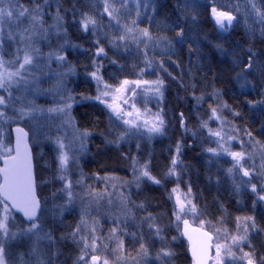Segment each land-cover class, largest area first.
<instances>
[{
    "label": "snow or ice",
    "instance_id": "snow-or-ice-1",
    "mask_svg": "<svg viewBox=\"0 0 264 264\" xmlns=\"http://www.w3.org/2000/svg\"><path fill=\"white\" fill-rule=\"evenodd\" d=\"M260 3L264 5V0H260ZM194 7V0H175L173 10L176 19L168 22L155 20V0H135V17L131 19L128 0H103L98 7L89 6L86 10H78L74 4L69 23V11L62 10L59 3L55 14L51 15L48 12L51 8L49 0H0V160H3L0 166V264H61L62 241L75 245L76 254L72 264H109V259L101 256V250H108L114 255L113 264H176L182 239L188 242L192 264H264V246L258 250L254 243L257 237L264 235V224L258 223L255 214L237 215L230 221L227 207L218 203L213 215L206 205L198 202L190 184L187 191L181 193L180 184L185 169L180 155L185 141L176 143L169 164L159 176L153 174L151 159L141 161L136 157L124 156V159L130 160L132 180L119 181L118 214L113 218L107 235L89 209L102 201L112 203V193L107 191V185L111 183L115 191V180L96 174L97 180L106 184L104 191L97 192L84 183L82 172L75 181L69 175V163H78L77 156L86 151L90 132L77 129L71 115L74 97L67 90L65 81L76 74V67L68 61L66 49L80 46L70 41L68 28L71 26L84 33L90 32L95 38L91 68H86L85 74L96 82L97 94L92 99L108 110L109 125L104 141L119 149L121 144H130L133 140L164 136L169 127L170 121L161 106L164 81L143 78L157 54L171 59L186 47L190 62L194 54V67L198 71L201 69L204 58L201 41L190 34L186 24L187 14ZM234 7L238 9L239 5ZM149 11L153 15H147ZM142 14L149 26L156 25L155 32L150 31V27L139 26L138 19ZM105 15L110 22L115 21V33L102 31L101 21ZM212 15L221 36L233 29V22L235 26L240 24L237 16L230 11H218L213 7ZM249 15L255 16L253 24L260 25V36L264 38V7L258 8L254 0H247L244 23L249 36L254 38L255 29L247 22ZM46 16H51V23H48ZM122 19L125 21L123 24ZM190 19L195 22L197 18L192 15ZM101 35L114 50L113 56L116 58L108 56L102 46ZM208 43L211 44V41ZM225 43L221 40L212 47L223 58L220 63L228 65L230 72L234 73L233 80L240 89V95L250 96L255 90H264V53L258 55L250 46L246 50L240 45L228 48ZM133 48L143 64L142 67L135 66L139 67L138 78L129 80L112 76L110 79H118V82L108 83L104 79V61L117 66L108 71H123V65L118 64L120 54L132 55ZM149 52L152 53L151 57ZM160 67H163L162 62ZM45 72H54V90L61 98L47 110L35 105L25 95ZM189 72H192V68ZM209 77L211 84L208 83ZM201 80L203 86L199 89L195 77H191L187 85L195 101L201 131H192L183 111L176 113L172 119L185 135L191 133L193 137H203L206 132L208 146L204 151L209 154V166L230 158L225 161L230 166L223 168V178L231 182L235 196L251 194L254 198L252 208L255 209L258 204L262 206L260 220L264 221V143L257 140L251 131L245 130L249 140H241L240 150H233L231 141L237 138V129L227 119L226 113L233 118L241 113L224 101L223 93L215 87L217 74L212 72L211 66ZM181 84L183 86V81ZM137 88H141L142 95H151L156 99L157 111L153 112L146 103L143 110L136 107L137 101L133 98L137 95ZM84 98L90 99L87 96ZM245 103L253 111L259 105V112L264 114V99L253 98ZM205 104L207 111L201 116ZM45 111L61 114L62 123L74 131L68 144L60 136L55 138L62 183L52 193L51 209L47 198L37 194V174L27 142L28 133L18 126L15 128L14 145L10 137L12 124L24 120L38 121L44 118ZM211 121L217 122V128L210 126ZM260 134L264 136V124L261 125ZM77 141L79 152L73 147ZM136 147L139 150L140 145L137 143ZM212 179L210 175V183ZM168 182L176 185L167 197L172 201L170 211L153 207L147 197L140 202L131 198L132 185L137 190L143 187L147 191L148 185L165 188ZM215 183L218 186L221 184L220 175L216 176ZM126 186L127 191L124 190ZM77 207L79 222L62 228L65 213L71 214ZM17 213L21 214L19 221ZM230 222L234 224L231 230L227 226ZM57 231L61 232L59 237L54 235ZM126 240L129 247L125 245Z\"/></svg>",
    "mask_w": 264,
    "mask_h": 264
},
{
    "label": "trees",
    "instance_id": "trees-1",
    "mask_svg": "<svg viewBox=\"0 0 264 264\" xmlns=\"http://www.w3.org/2000/svg\"><path fill=\"white\" fill-rule=\"evenodd\" d=\"M102 2L103 0H54L50 4L52 8H56L55 6L59 3L62 10H68V20L69 23H71V10L74 4L78 10H86L89 6L98 7ZM128 2L129 10L131 11V19L135 17V0H128ZM254 2L258 8L264 7V5H261L260 0H254ZM53 4L55 6H53ZM194 4L195 7L187 14L186 24L190 34L201 41V50L204 56L201 61V69L198 71L196 67H194L196 64L194 54L190 62L186 47L171 59L157 54L155 56V65L152 66V70H154L153 74L157 71L156 74H159L160 79L163 80L165 84L163 108L170 121L166 134L155 141L152 148L140 147V149L137 150L133 149L135 147L134 145H130L129 147L122 145L119 149L111 147L104 143V136L102 135L103 132H105L104 127L107 120L106 113L100 106L94 103H89L88 101L82 102L74 107L72 116L76 127L82 131L87 130L91 135L89 139L90 154L84 161L82 166L83 171L88 178L96 177V174L102 176L107 174V172H115L122 175V168H120V165L123 166V164L130 161L124 159V156L136 157L137 159H146L148 157V159L152 161L151 167L153 168V174L159 176L162 174L165 166L169 164V158L175 152L176 143L178 141H185L186 144L182 145L180 155L185 169L182 173L183 182L180 186L187 191V186L190 184L193 194L198 198V202L208 206L207 208L213 215L216 214L215 206L221 203L228 208L230 221L237 215L255 214L258 223L264 224V221L260 220L262 206L258 204L255 209L252 208V199L254 198L250 193L242 194L239 197L235 196L232 192L231 184H229L228 181L226 182L222 177L223 174L220 173L219 169L223 160H221L219 164L213 163L209 166V154L204 151L205 147L200 144L198 136L194 139V137L190 136L191 133L186 135L183 134V129L172 119L176 113L183 111L187 117L188 126L192 131H196L197 128H199L195 101L187 85L191 82V77H195L198 81L197 88L199 89L202 87L203 81L201 77L209 71V66H211L212 72L217 74L218 82L215 84V87L223 93L224 101L241 113L239 117L235 118H233L230 113H226L227 119L232 121L237 129L236 134H242L249 138L245 133V130H248L252 132V135L257 140L264 143V136L260 134L261 125L264 124V114L259 112V105H257V110L253 111L250 106L245 103V101L253 98L264 99V93L251 94L250 96L240 95V89L233 80L234 73L230 72L228 65L220 63L223 58L220 57L218 53H215V49L212 47V45L218 41L223 40L226 42L225 46L228 48L234 45H240L246 50L250 46L258 55L264 53V38L260 36V25L253 24L252 18L250 15L248 16V24L252 25L255 29V37H250L242 22L244 20L247 0H194ZM174 5L175 0H155V20H166L168 22L175 20ZM236 5H239L238 9L234 7ZM213 7H216L219 11L226 10L232 12V14L236 15L237 19L240 20V24L238 26L234 25L233 29L221 36L211 19ZM247 10L250 11V9ZM99 11L102 12V9H99ZM147 15H153V13L149 11ZM192 15H195L197 18L195 22L190 19ZM78 16L79 11H77V18ZM253 19H256L255 16ZM123 23H125V21L122 19L121 24ZM138 24L140 27H150V31L155 32L156 30L155 24L149 26L144 14L139 17ZM101 28L103 32L107 33H115L117 30L115 21L110 22L106 15L101 21ZM68 33L70 41L73 44L79 45L81 51H79V48H72L67 51L68 61L71 62L78 71L76 85L72 86V90L76 95L92 97L93 85L89 77L86 76L85 69L91 68V60L95 52V47L93 46L95 38L92 37L90 32L84 33L71 26L68 28ZM169 35H171V33H169ZM204 37H207V39L205 40ZM209 41H211V44L208 43ZM101 43L102 46L105 47L108 56L116 58L113 56L114 50H111L110 44L103 39L102 35ZM131 51L133 52L132 55L126 53L120 54L118 64L123 65V71H108L109 69H115L117 66L111 65L107 60L104 61V70L106 72L104 79L108 83L118 82V79H131L134 78L135 75H138L139 67L135 66L142 67L143 64L141 59L135 55L134 48ZM149 56H152L151 52H149ZM161 62L163 67H160ZM190 68H192L191 73L189 72ZM144 74L147 75V70ZM112 76L118 79H110ZM181 81H183V86ZM208 83H212L211 77H209ZM196 94L199 95L200 92L197 91ZM208 102L212 103L211 100ZM206 111L207 104L204 105L200 115L203 116ZM213 122L214 121H211L210 124ZM37 161L34 153V170L37 174L38 190L41 191L40 189L42 187L40 186V182L42 181L43 175H41L42 168H40ZM118 163L120 164L118 165ZM210 175L213 178L211 183L208 180ZM217 175L221 176V184L219 186L215 183ZM174 185L175 183L172 182H168L165 188L148 185L147 187L149 190L147 191L142 187L141 190L131 192V198L134 201L140 202V200L147 197L150 199L153 207H158L164 211H170L172 202L168 200L167 197ZM40 196L42 197V195ZM75 218L74 215H67L63 222L64 227H61L65 229L70 227L75 223ZM227 226L229 229L233 228L231 222ZM60 233L61 232L57 231L54 235L57 236ZM125 243L126 246H129L127 240ZM254 243L259 250L264 246V235L257 237ZM178 251L180 255L176 264H190L189 251L183 240L182 246ZM70 262V259H65L62 261V264H69Z\"/></svg>",
    "mask_w": 264,
    "mask_h": 264
},
{
    "label": "rangeland",
    "instance_id": "rangeland-1",
    "mask_svg": "<svg viewBox=\"0 0 264 264\" xmlns=\"http://www.w3.org/2000/svg\"><path fill=\"white\" fill-rule=\"evenodd\" d=\"M53 1L54 0H49V3H52ZM53 6H55V5L53 4ZM55 10H56V8L51 7V9H49L48 12H50L51 15H54ZM211 17L214 18L212 15V11H211ZM250 17L252 18V21H254V19H253L254 16L250 15ZM46 20L48 21V23H51L52 22L51 16H46ZM242 22L245 25L244 20ZM214 26H215V24H214ZM71 49L72 48L66 49V52L71 50ZM45 51H47L46 48H45ZM79 51H80V48H79ZM154 65H155V63L152 66H154ZM152 66L148 68L150 70L147 69V75L144 74V76H143L144 79H147V80L160 79L159 74H156L157 71L155 72V74H153L154 70H152ZM53 69L54 70L56 69L55 63L53 64ZM77 78H78V71L76 69V74L69 76L65 81L67 90L74 97L73 106L71 109V115H72V111H73L74 107L76 105L82 103V102H85V101H88L89 103H94L95 105L100 106L104 110V112L106 113V119L107 120L105 122V127H104L105 132H103V134H102L103 136H105L107 133L108 125H109L108 110L105 108V106L103 104H100L99 101L92 99L97 94L96 82L94 80H92L91 77H89V80L93 85V95H92V97H90V99H85L84 97H82L80 95H76L72 90V86L76 85ZM137 78H138V75H135L134 78H131L129 80H133V79H137ZM114 83H117V82H113L111 84H114ZM54 89H55L54 72L53 73L45 72L44 74L40 75L39 79L36 81V83L32 85V90L25 95L27 96V99L31 100L35 105L47 110L48 108L54 107L56 105V103L58 101H60V99H61L60 96L56 94ZM136 91H137V95L133 99H135L137 101V104H136L137 108H140L141 110H143V104L146 103L147 107L150 108L153 112L158 110L157 101L154 97H152L151 95H147V96L142 95L141 88H137ZM0 92H2V90H0ZM257 93H264V90H255L252 92L253 95H255ZM14 95H19V93H14ZM163 99H164V97H163ZM161 106L163 107V100L161 102ZM125 107H127V106L125 105ZM18 126L23 127L24 130L28 133V136H29L28 142H29L31 152H32V160L34 161V153H35L36 158L38 160L37 162L39 163L40 168H42L41 169V175H43V178H42V181L40 182V186L42 188L40 189L41 191H39L38 187H37V194L42 195L43 198H47L48 207L51 209L53 207L52 193L54 191H57L59 189L61 183H62L59 179L58 161L56 159L57 153H56L55 138L57 136H60L61 138L64 139L65 144H68L73 138L74 131L71 127L62 123L61 114L56 113V112L48 113L47 111H45L44 118H41L38 121L29 122L28 120H24V121H21L19 123L12 124L10 137H11V141H12L13 145L15 144L14 130ZM210 126L213 129H215V128H217L218 124L216 121H214L212 124H210ZM80 131H82V130H80ZM200 131L201 130L199 128H197L196 132L199 133ZM5 132L8 133L7 127H5ZM190 136L193 137L191 134H190ZM90 137H91V135H89L87 137V140H86V151L80 153L77 156L78 163L74 162V161H70V163H69V175H70V178L73 179L74 181L76 179L80 178L81 172L84 174L82 166L84 164V161L87 159V156L90 154V152H89V139H90ZM161 137L162 136H157L151 140H147V139L133 140V141H131L130 144H121L120 147H122V145H125V147H129L130 145H134L135 147L133 149H137L136 145L138 143L140 145V147L152 148L154 142L157 141ZM236 137L237 138L232 140L231 143L233 146V150L239 151L241 140L247 142L249 140V138H247L246 136H243L242 134H240V135L236 134ZM198 138H199L200 144H202L204 147L208 146V139L206 137V132H205V135L203 137L198 135ZM194 139H195V137H194ZM104 143H105V141H104ZM109 146L115 147L113 145H109ZM73 147H74L75 151L79 152L78 141L74 144ZM245 147L247 148V143H245ZM249 151H251V149H249ZM146 159H148V157ZM229 159L230 158L226 157L222 161V164H220V166H221L219 169L220 173L223 174V168L230 166V164L225 162L226 160H229ZM139 160L143 161L145 159H139ZM2 161L3 160H0V166H2V164H3ZM119 164L120 163H118V165ZM33 165H34V163H33ZM34 168H35V166H34ZM120 168H122L121 169L122 175H119V173H115V172H113V173L107 172V174L100 176V177L112 178L116 182L115 191L113 190L111 183H109L107 185V191L109 193H112V203L109 204L107 201H102L98 206H93L92 208L89 209L92 216L99 221V224L102 226V231L105 235L108 234L110 228L112 227L113 218L118 214V203H119L118 197H119V193L121 191L119 181L123 180V181L131 182V180H132V170L130 167V161L123 164V166L120 165ZM50 177L52 180L50 179ZM84 177H85L84 183L90 185L94 191L102 192L105 190L106 184L102 180L98 181L96 177L88 178V176H86L85 174H84ZM222 177H223V175H222ZM228 182H229V184H231L230 181H228ZM175 186L176 185H174L173 187H175ZM124 190L127 191V186L125 187ZM180 190H181V193L186 192L181 186H180ZM134 191H137V189L135 188L134 185H132L131 186V192H134ZM43 203H44V200L42 199V204ZM67 215H74V217H76L74 224L78 223L79 222V207H77L76 210L71 214L65 213V217ZM16 216H17V220L19 221L21 219V215L16 214ZM232 225L234 228V224H232ZM62 227H64V224L62 225ZM60 235H61V233L59 235H57V237H59ZM182 240L185 242V244L188 248L187 240L186 239H182ZM61 244L63 245L61 247V252L63 253V255L60 257L61 264H62V261L65 259H70L71 262L69 264H72V261L74 260L75 254H76L75 245L71 244L70 241H62ZM125 245H126V243H125ZM126 247H129V246H126ZM24 250H26V249H21V251H24ZM100 254L102 257L109 259V264H113L114 255L110 251L101 250ZM133 255H135V253H133ZM189 256H190V264H192V257H191L190 251H189Z\"/></svg>",
    "mask_w": 264,
    "mask_h": 264
},
{
    "label": "water",
    "instance_id": "water-1",
    "mask_svg": "<svg viewBox=\"0 0 264 264\" xmlns=\"http://www.w3.org/2000/svg\"><path fill=\"white\" fill-rule=\"evenodd\" d=\"M211 19H212L213 23L215 24V26L218 28V26H217L216 23H215V19L212 18V17H211ZM233 23H234V25H235V22H233ZM24 131H25V130H24ZM25 132H26V131H25ZM14 134H15V137H16V132H15V130H14ZM28 139H29V136L27 137V142H28ZM28 146H29V148H30L29 142H28ZM30 150H31V148H30ZM31 154H32V152H31ZM2 163H3V161H2ZM17 214H19V213H17ZM19 215H21V214H19Z\"/></svg>",
    "mask_w": 264,
    "mask_h": 264
}]
</instances>
